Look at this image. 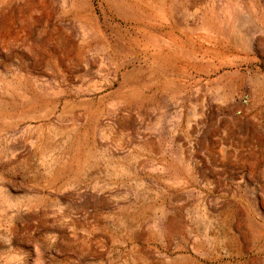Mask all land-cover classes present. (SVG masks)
Masks as SVG:
<instances>
[{
	"label": "rangeland",
	"instance_id": "obj_1",
	"mask_svg": "<svg viewBox=\"0 0 264 264\" xmlns=\"http://www.w3.org/2000/svg\"><path fill=\"white\" fill-rule=\"evenodd\" d=\"M0 264H264V0H0Z\"/></svg>",
	"mask_w": 264,
	"mask_h": 264
},
{
	"label": "water",
	"instance_id": "obj_2",
	"mask_svg": "<svg viewBox=\"0 0 264 264\" xmlns=\"http://www.w3.org/2000/svg\"><path fill=\"white\" fill-rule=\"evenodd\" d=\"M23 150L24 151H28L29 150V147L28 146H23Z\"/></svg>",
	"mask_w": 264,
	"mask_h": 264
},
{
	"label": "built area",
	"instance_id": "obj_3",
	"mask_svg": "<svg viewBox=\"0 0 264 264\" xmlns=\"http://www.w3.org/2000/svg\"><path fill=\"white\" fill-rule=\"evenodd\" d=\"M243 101L246 102V99H244Z\"/></svg>",
	"mask_w": 264,
	"mask_h": 264
}]
</instances>
